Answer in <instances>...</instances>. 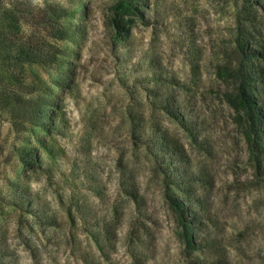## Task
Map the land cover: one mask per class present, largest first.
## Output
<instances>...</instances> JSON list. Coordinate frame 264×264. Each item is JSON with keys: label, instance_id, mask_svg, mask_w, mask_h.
Wrapping results in <instances>:
<instances>
[{"label": "rangeland", "instance_id": "rangeland-1", "mask_svg": "<svg viewBox=\"0 0 264 264\" xmlns=\"http://www.w3.org/2000/svg\"><path fill=\"white\" fill-rule=\"evenodd\" d=\"M28 1L68 36L0 109V264H264V0ZM190 196L193 255L171 202Z\"/></svg>", "mask_w": 264, "mask_h": 264}, {"label": "trees", "instance_id": "trees-1", "mask_svg": "<svg viewBox=\"0 0 264 264\" xmlns=\"http://www.w3.org/2000/svg\"><path fill=\"white\" fill-rule=\"evenodd\" d=\"M67 17L64 8L57 5H48L44 8L34 6L28 0H19L17 3L4 7L0 14V109L8 111L17 103L23 94L32 95L31 85L26 83L25 69L27 66H51L58 62L60 50L55 42L63 41L68 33L63 24ZM244 54V52L242 51ZM241 62L239 74L242 86L251 91L257 89L259 73L257 68ZM245 90V89H243ZM241 90L237 100L229 99L235 109L243 110L247 115L248 127L247 140L251 154L259 148L262 142L261 117L262 111L258 107L257 96ZM243 91V92H242ZM43 116L42 111L40 113ZM175 120L182 123L181 115L175 113ZM163 146L167 151L174 153L173 148H168V142L163 138ZM34 160V156L30 155ZM193 198V196H192ZM188 199H171L176 213L179 215L183 226L189 254L199 251L186 212L185 205L192 201ZM197 202L203 203L200 199ZM190 208L191 205L189 206Z\"/></svg>", "mask_w": 264, "mask_h": 264}]
</instances>
